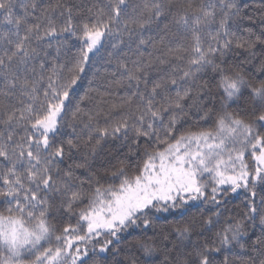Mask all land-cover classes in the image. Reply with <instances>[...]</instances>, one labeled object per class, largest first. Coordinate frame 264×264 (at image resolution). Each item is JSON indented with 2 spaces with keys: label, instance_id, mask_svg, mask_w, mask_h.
I'll return each instance as SVG.
<instances>
[{
  "label": "snow or ice",
  "instance_id": "6c2138e0",
  "mask_svg": "<svg viewBox=\"0 0 264 264\" xmlns=\"http://www.w3.org/2000/svg\"><path fill=\"white\" fill-rule=\"evenodd\" d=\"M0 264H264V0H0Z\"/></svg>",
  "mask_w": 264,
  "mask_h": 264
}]
</instances>
